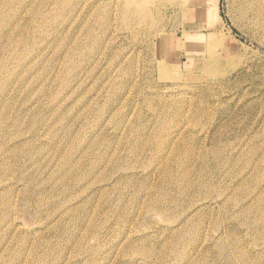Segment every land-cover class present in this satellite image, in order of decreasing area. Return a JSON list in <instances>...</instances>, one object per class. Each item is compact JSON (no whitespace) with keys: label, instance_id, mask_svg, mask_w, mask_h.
I'll use <instances>...</instances> for the list:
<instances>
[{"label":"rangeland","instance_id":"rangeland-1","mask_svg":"<svg viewBox=\"0 0 264 264\" xmlns=\"http://www.w3.org/2000/svg\"><path fill=\"white\" fill-rule=\"evenodd\" d=\"M213 1L0 0V264H264V0Z\"/></svg>","mask_w":264,"mask_h":264},{"label":"bare ground","instance_id":"bare-ground-1","mask_svg":"<svg viewBox=\"0 0 264 264\" xmlns=\"http://www.w3.org/2000/svg\"><path fill=\"white\" fill-rule=\"evenodd\" d=\"M241 1H242L241 4H243L246 8H248V7H247V3H248L247 0H246V1L241 0ZM252 1H253V0H252ZM236 2H237V0H236ZM239 4H240V3H239ZM248 4H249V3H248ZM254 4H255V3L253 2V4H250V5H254ZM258 4H259V3H258ZM260 5H261V4H260ZM251 7H252V6H251ZM257 7H259V6H257ZM262 7H263V6H262ZM241 8H242V7H241ZM239 9H240V8H239ZM239 9H238V12L241 11V9H240V11H239ZM243 9H244V8H243ZM248 9H249V8H248ZM254 9H255V8H254ZM245 10H247V9H245ZM255 10H256V9H255ZM261 10H262V8H261ZM210 11H211L213 14H216V11H217V0H214V1H213V4H212V6H211ZM247 11H248V10H247ZM253 11H254V10H253ZM262 11H263V10H262ZM263 12H264V11H263ZM241 13L246 14L247 12L244 13V12L241 11ZM254 13L259 14V12L257 13V11L254 12ZM238 14H239V13H238ZM251 14H252V13H251ZM256 14H255V15H256ZM246 15H247V14H246ZM246 15H244V16H246ZM249 15H250V14H249ZM253 15H254V14H253ZM259 15H260V14H259ZM216 17H217V16H216ZM239 17H241V15H240ZM257 17H260V16H257ZM241 18H242V17H241ZM255 18H256V16H255ZM261 18H262V17H261ZM261 18H260V19H261ZM219 19H220V18H219ZM242 19H243V18H242ZM256 19H257V18H256ZM256 19H255V20H256ZM258 20H259V19H258ZM262 20H263V19H261V21H262ZM250 22H251V21H250ZM258 22H259V21H258ZM258 22H256V23L254 22V23L257 24ZM254 23H250V24H254ZM260 24H262V23H260ZM255 27H256V26H255ZM159 35H160V34H159ZM220 37H221V36H220ZM159 38H160V37H159ZM256 187H257V186H256ZM256 187H255V188H256ZM261 194H262V193H261ZM257 219H258V218H257ZM258 222H259V221H258ZM257 224H259V223H257ZM257 224H256V225H257ZM260 224H261V223H260ZM258 226H259V225H258ZM256 227H257V226H256ZM259 227H260V226H259ZM254 228H255V227H254ZM254 230H255V229H254ZM255 232H256V231H255ZM197 239H198V238H197ZM220 239H221V238H220ZM228 240H229V239H228ZM233 241H234V240H233ZM235 241H236V240H235ZM221 242H222V241H221ZM200 243H201V242H200ZM225 243H226V241H225ZM228 244H229V243H228ZM221 245H222V243H221ZM234 245H235V243H234ZM234 245H233V246H234ZM229 246H230V245H229ZM233 246H231V247L233 248ZM231 247H229V248H231ZM194 248H195V247H194ZM223 248H225V247H223ZM262 248H263V247H262ZM195 249H196V248H195ZM218 249H221V248H218ZM225 249H227V248H225ZM234 249H235V248H234ZM227 250H228V249H227ZM227 250H226V251H227ZM231 250H232V249H231ZM237 250H238V249H237ZM240 251H241V250H240ZM257 251H258V250H257ZM231 252H232V251H231ZM242 252H243V251H242ZM255 252H256V251H255ZM182 253H183V252H182ZM182 253H181V254H182ZM220 253H222V252H220ZM253 253H254V252H253ZM262 253H263V251H262ZM222 254H223V253H222ZM226 254H227V253H226ZM228 254H229V253H228ZM228 254H227V255H228ZM240 254H241V253H240ZM254 255H255V254H254ZM222 256H223V255H222ZM240 256H242V255H240ZM240 256H239V258H240ZM228 257H229V256H228ZM228 257H227V258H228ZM231 257H232V256H231ZM236 257H237V256H236ZM223 258H224V257H223ZM229 258H230V257H229ZM229 258H228V259H229ZM224 259H226V258H224ZM234 259H235V258H234ZM237 260H238V259H237ZM228 262H229V261H228ZM231 263H232V262H231Z\"/></svg>","mask_w":264,"mask_h":264}]
</instances>
